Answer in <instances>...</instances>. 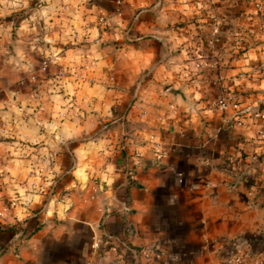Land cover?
<instances>
[{
  "label": "crops",
  "instance_id": "crops-1",
  "mask_svg": "<svg viewBox=\"0 0 264 264\" xmlns=\"http://www.w3.org/2000/svg\"><path fill=\"white\" fill-rule=\"evenodd\" d=\"M239 2L0 0V264L264 253V0Z\"/></svg>",
  "mask_w": 264,
  "mask_h": 264
},
{
  "label": "built area",
  "instance_id": "built-area-1",
  "mask_svg": "<svg viewBox=\"0 0 264 264\" xmlns=\"http://www.w3.org/2000/svg\"><path fill=\"white\" fill-rule=\"evenodd\" d=\"M47 64H48V61H46L43 64V66H42L43 71H45L47 69ZM63 75H64L63 71L59 73V75L57 77L58 83L60 82ZM37 76H38L37 74H33L32 79L36 80ZM229 98H230V95H221L217 102L221 107H225L227 105ZM19 109L22 112H24L25 114L27 113V110L23 106H20ZM39 109H44L42 104L39 105ZM3 130L5 132H11L12 133V131H10V129H8L6 126H3ZM0 214H2V212H0ZM20 235H21L20 237H23L22 234H20ZM141 254L142 255L136 256L137 261L140 262V264H150V258H151L150 251L145 249V250H143V252ZM87 264H96V263H94L92 260H90L87 262ZM120 264H127V263L123 261ZM190 264H199V263H190ZM205 264H207V263H205ZM215 264H222V263H215ZM225 264H264V253L251 254V253H247V252L234 251V252L228 254L226 261H225Z\"/></svg>",
  "mask_w": 264,
  "mask_h": 264
},
{
  "label": "rangeland",
  "instance_id": "rangeland-1",
  "mask_svg": "<svg viewBox=\"0 0 264 264\" xmlns=\"http://www.w3.org/2000/svg\"><path fill=\"white\" fill-rule=\"evenodd\" d=\"M195 1V0H194ZM200 1H203L204 3H205V7H204V9H205V13L208 15V13H211L212 11H215V13H217L216 11H220V13H222L221 11V9H222V7H220L219 9L218 8H214V9H212L210 6H209V3H211V4H213V5H216V3L217 2H220V3H222V2H226L227 0H200ZM230 1H235V2H237V5L234 7V8H231L232 9V11H231V13H232V15H233V17H235V18H237L238 19V16L240 15L241 16V11H242V8H241V3L239 2V1H242V0H230ZM208 3V4H207ZM225 8V7H224ZM226 9V8H225ZM213 13V12H212ZM193 15V14H192ZM238 21V20H237ZM204 31L205 32H207V31H209L210 29H211V26H212V23H207V21L205 22L204 21ZM205 42H207V41H205ZM216 90H220V89H216Z\"/></svg>",
  "mask_w": 264,
  "mask_h": 264
},
{
  "label": "water",
  "instance_id": "water-1",
  "mask_svg": "<svg viewBox=\"0 0 264 264\" xmlns=\"http://www.w3.org/2000/svg\"><path fill=\"white\" fill-rule=\"evenodd\" d=\"M171 91L174 92V93H176V94L177 93H180L183 97L185 96V93L183 91V88H172Z\"/></svg>",
  "mask_w": 264,
  "mask_h": 264
}]
</instances>
